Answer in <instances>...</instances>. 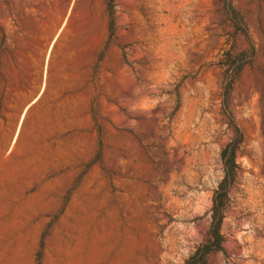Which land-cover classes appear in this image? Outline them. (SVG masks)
Listing matches in <instances>:
<instances>
[{
	"label": "rangeland",
	"instance_id": "obj_1",
	"mask_svg": "<svg viewBox=\"0 0 264 264\" xmlns=\"http://www.w3.org/2000/svg\"><path fill=\"white\" fill-rule=\"evenodd\" d=\"M109 1L0 0V264H184L234 128L209 264H264V0Z\"/></svg>",
	"mask_w": 264,
	"mask_h": 264
},
{
	"label": "trees",
	"instance_id": "obj_2",
	"mask_svg": "<svg viewBox=\"0 0 264 264\" xmlns=\"http://www.w3.org/2000/svg\"><path fill=\"white\" fill-rule=\"evenodd\" d=\"M109 11L112 12V0L109 1ZM227 10L235 17V11L231 4H226ZM226 66L233 69L231 80L224 86V100L229 108V97L232 87L235 84L236 77L242 69L249 63V58L244 54H235L232 50L227 55ZM235 135L229 144L221 153V162L223 165L224 178L215 190L212 198L211 225L206 240L196 249L195 253L189 257L184 264H209V258L216 254H225V238L222 234V226L231 199L230 191L234 186L238 173L239 165L237 163V153L243 142V135L238 128H234Z\"/></svg>",
	"mask_w": 264,
	"mask_h": 264
}]
</instances>
